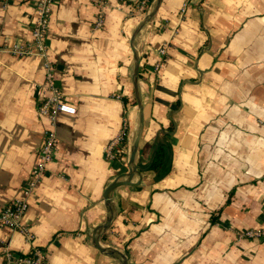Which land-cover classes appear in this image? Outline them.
<instances>
[{
  "label": "crops",
  "instance_id": "obj_1",
  "mask_svg": "<svg viewBox=\"0 0 264 264\" xmlns=\"http://www.w3.org/2000/svg\"><path fill=\"white\" fill-rule=\"evenodd\" d=\"M139 1H53L46 44L77 113L57 117L56 158L24 223L46 264H264V0H161L144 26ZM37 2L0 0V211L21 196L50 125L37 110L44 57L10 53L32 44ZM139 102L138 171L108 205L109 186L128 180ZM7 245L29 250L2 228L0 264Z\"/></svg>",
  "mask_w": 264,
  "mask_h": 264
},
{
  "label": "built area",
  "instance_id": "obj_2",
  "mask_svg": "<svg viewBox=\"0 0 264 264\" xmlns=\"http://www.w3.org/2000/svg\"><path fill=\"white\" fill-rule=\"evenodd\" d=\"M10 1V0H7ZM54 0H38L36 5V17L32 25V44L23 46L16 44L10 50V53L21 56L41 55L44 57L45 81L39 88L38 115L41 119H48L50 125L44 132L43 141L37 154V161L34 170L30 173L26 183L21 189V196L15 198L2 211H0V229L9 227L13 231L23 234L28 242L29 250L27 253L17 254L10 246L3 248V258L5 264H46L47 254L41 249L36 238L30 229L25 225L24 218L28 210L29 200L33 197L37 186L41 183L49 167L54 162L58 151V134L56 130V120L60 113L75 115L77 108L66 101L64 94L57 83L56 69L49 57V50L46 44L47 32L50 24V12ZM99 6H103V0H91ZM147 0H140L136 9L141 14L149 15L146 9ZM146 12V13H145ZM104 24V16L100 14L96 27ZM33 48L36 50L34 51ZM146 54H143L142 61L146 62ZM159 60L155 64V70L158 71L164 65L168 57V45L163 44L158 49ZM126 129L120 136L111 142L107 147L106 155L109 159L117 157L119 147L126 141ZM239 238H255L262 235L261 232L246 231L237 232Z\"/></svg>",
  "mask_w": 264,
  "mask_h": 264
},
{
  "label": "water",
  "instance_id": "obj_3",
  "mask_svg": "<svg viewBox=\"0 0 264 264\" xmlns=\"http://www.w3.org/2000/svg\"><path fill=\"white\" fill-rule=\"evenodd\" d=\"M160 5H161V0H157V6H156L155 10L146 17V19L143 22V26L146 25L148 22H150L151 19L156 15ZM133 41H134V39H133ZM132 45H133V43H132ZM133 50H134L135 59H136L135 79H136V84H137V76H138V72H139V59H138V54H137L136 50L134 49V47H133ZM139 107H140V110H141V131H140V133H139V135L137 137V140H136V142L134 144V149L132 150V153H131V156H130V159H129V163H128V167H129L128 180H126L125 182H115L111 186H109V188L107 189L106 195H105L106 203L108 205L111 202V199L109 197V194L111 193V191H113L115 188H117V187H119L121 185L131 184V180H132L134 174L138 171V167L134 166V160H135V155L137 153V149H138V146H139V142H140V139H141V136H142V130H143V114H142L143 109H142V106H141L140 102H139ZM111 222H112V217H110L108 219V221L106 222V224L103 226V228H102L103 233L108 230V228L111 225ZM99 240H100V236H97L94 239L95 248L97 250H99L100 252H102V253H107L108 250L105 249V248H102L100 246ZM111 254H112V252H111ZM123 264H127V258L125 256H123Z\"/></svg>",
  "mask_w": 264,
  "mask_h": 264
},
{
  "label": "trees",
  "instance_id": "obj_4",
  "mask_svg": "<svg viewBox=\"0 0 264 264\" xmlns=\"http://www.w3.org/2000/svg\"><path fill=\"white\" fill-rule=\"evenodd\" d=\"M152 2V0H147V6H146V9H148V6H149V3ZM145 58H146V55H145ZM141 62H142V56H141ZM143 63V62H142ZM145 63V62H144ZM125 143V142H124ZM123 146V145H122ZM158 156L157 157H160V151L158 152Z\"/></svg>",
  "mask_w": 264,
  "mask_h": 264
}]
</instances>
